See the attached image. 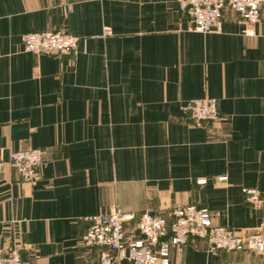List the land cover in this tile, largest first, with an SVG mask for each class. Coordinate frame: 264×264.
<instances>
[{
  "label": "crops",
  "instance_id": "obj_1",
  "mask_svg": "<svg viewBox=\"0 0 264 264\" xmlns=\"http://www.w3.org/2000/svg\"><path fill=\"white\" fill-rule=\"evenodd\" d=\"M188 26L177 0H0L2 157L44 151L36 186L0 170V253L100 264L82 238L113 206L155 215L196 206L217 226L264 230V12L250 24L226 9L209 34ZM56 30L81 39L75 52L24 51L23 34ZM201 99L217 101L219 119L196 126L184 107ZM170 261L264 264V255L214 254L196 239L172 247Z\"/></svg>",
  "mask_w": 264,
  "mask_h": 264
},
{
  "label": "built area",
  "instance_id": "obj_2",
  "mask_svg": "<svg viewBox=\"0 0 264 264\" xmlns=\"http://www.w3.org/2000/svg\"><path fill=\"white\" fill-rule=\"evenodd\" d=\"M103 1V0H96ZM179 12L189 19V32L209 34L217 30L224 12L230 9L250 24L258 23L264 12V0H177ZM109 29L104 36H110ZM24 51L34 55H68L75 52L81 42L74 36L56 30L27 33L21 36ZM184 111L194 125L215 122L219 119L217 101L214 99L193 100ZM0 149V170L9 165L27 184L36 186L42 180L44 151L26 149L10 152L7 161ZM245 201L254 209L263 205L256 190H243ZM91 223L82 238L88 249L100 252V264H172L170 250L191 240H202L211 253L252 252L264 255V230L241 231L217 226L206 209L195 206L178 207L165 215L150 212L136 214L117 206L107 208L88 219ZM131 227V228H130ZM131 230V231H130ZM169 239L167 240V238ZM0 264H32L22 258L19 251L0 253ZM226 264H249L230 262Z\"/></svg>",
  "mask_w": 264,
  "mask_h": 264
},
{
  "label": "rangeland",
  "instance_id": "obj_3",
  "mask_svg": "<svg viewBox=\"0 0 264 264\" xmlns=\"http://www.w3.org/2000/svg\"><path fill=\"white\" fill-rule=\"evenodd\" d=\"M182 207H184V206H182ZM196 207V206H195ZM131 228V227H130ZM228 228V227H227ZM231 229V228H230ZM221 253V252H220ZM229 253V252H228Z\"/></svg>",
  "mask_w": 264,
  "mask_h": 264
},
{
  "label": "water",
  "instance_id": "obj_4",
  "mask_svg": "<svg viewBox=\"0 0 264 264\" xmlns=\"http://www.w3.org/2000/svg\"><path fill=\"white\" fill-rule=\"evenodd\" d=\"M49 55H55V54H49Z\"/></svg>",
  "mask_w": 264,
  "mask_h": 264
}]
</instances>
